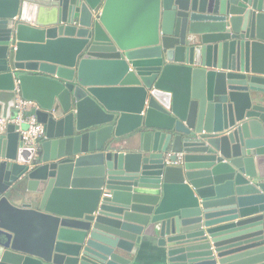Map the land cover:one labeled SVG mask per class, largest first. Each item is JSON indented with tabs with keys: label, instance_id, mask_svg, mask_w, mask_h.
Instances as JSON below:
<instances>
[{
	"label": "water",
	"instance_id": "95a60500",
	"mask_svg": "<svg viewBox=\"0 0 264 264\" xmlns=\"http://www.w3.org/2000/svg\"><path fill=\"white\" fill-rule=\"evenodd\" d=\"M15 84L0 264H264V0H0L5 120Z\"/></svg>",
	"mask_w": 264,
	"mask_h": 264
},
{
	"label": "built area",
	"instance_id": "2783aa9c",
	"mask_svg": "<svg viewBox=\"0 0 264 264\" xmlns=\"http://www.w3.org/2000/svg\"><path fill=\"white\" fill-rule=\"evenodd\" d=\"M14 92L15 100L13 114L8 120L0 117V135H2L6 131L7 126L11 124L15 127V131L19 134L23 145L37 152L40 147V141L44 139L43 126L36 121L33 115L28 114L34 103L21 97L17 84H15ZM180 157L181 154H177V158L179 159ZM172 164L177 165L178 160Z\"/></svg>",
	"mask_w": 264,
	"mask_h": 264
},
{
	"label": "crops",
	"instance_id": "0c3cea01",
	"mask_svg": "<svg viewBox=\"0 0 264 264\" xmlns=\"http://www.w3.org/2000/svg\"><path fill=\"white\" fill-rule=\"evenodd\" d=\"M130 264H165L161 252L152 245L140 246L135 256L130 257Z\"/></svg>",
	"mask_w": 264,
	"mask_h": 264
}]
</instances>
